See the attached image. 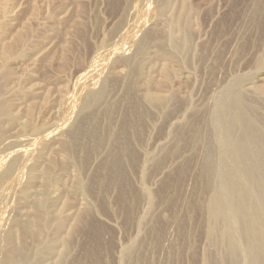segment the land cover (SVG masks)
I'll return each instance as SVG.
<instances>
[{"label":"rangeland","instance_id":"obj_1","mask_svg":"<svg viewBox=\"0 0 264 264\" xmlns=\"http://www.w3.org/2000/svg\"><path fill=\"white\" fill-rule=\"evenodd\" d=\"M0 172V264H264V0H0Z\"/></svg>","mask_w":264,"mask_h":264},{"label":"bare ground","instance_id":"obj_2","mask_svg":"<svg viewBox=\"0 0 264 264\" xmlns=\"http://www.w3.org/2000/svg\"><path fill=\"white\" fill-rule=\"evenodd\" d=\"M93 76H95V75H93ZM93 76H92V77H93ZM92 77H91V78H92ZM96 77H98V75H97ZM98 78H100V77H98ZM93 80H94V79H93ZM96 80H97V78H96ZM98 80H99V79H98ZM89 81H90V80H89ZM89 81H88V82H89ZM95 82H96V81H95ZM95 84H96V83H95ZM89 85H90V84H89ZM96 85H97V84H96ZM95 87H96V86H95ZM83 88H84V87H83ZM85 89H86V88H85ZM87 89H88V88H87ZM81 91H83V90L81 89ZM81 91H80V92H81ZM84 91H86V90H84ZM84 96H85V95H84ZM79 102H80V101H79ZM7 144H8V143H7ZM7 144H6V145H7ZM3 146H4V145H3ZM4 149H6V148H4ZM10 152H11V151H10ZM7 153H8V152H7ZM7 153H6L5 155H7ZM14 156H15V155H14ZM9 160H10V159H9ZM9 160L7 161L8 163H10ZM11 160H12V157H11ZM23 160H24V158H23ZM14 165H15V163H14ZM14 165H13V166H14ZM1 167H2V166H1ZM14 168H15V167H14ZM5 169H6V168H5ZM7 170H8V169H7ZM13 170H14V169H13ZM16 170H17V169H16ZM3 171H4V167H3ZM5 172H6V171H5ZM10 172H11V171H10ZM0 173H1V172H0ZM18 173H19V172H18ZM4 175H6V174H4ZM7 175H8V174H7ZM7 175H6V176H7ZM12 175H13V174H12ZM20 175H21V174H20ZM3 178H4V177H3ZM9 178H11V177H9ZM4 179H5V178H4ZM4 179H3V180H4ZM8 180H9V179H8ZM21 180H22V179H21ZM4 181H5V180H4ZM22 181H23V180H22ZM14 182H15V181H14ZM0 183H1V182H0ZM14 184H15V183H14ZM6 185H7V183H6ZM8 185H9V184H8ZM15 187H17L16 184H15ZM7 191H8V190H7ZM7 191H6V192H7ZM11 192H12V190H11ZM12 193H13V192H12ZM8 194H10V193H8ZM6 195H7V194H6ZM12 195H13V194H12ZM8 196H9V195H8ZM0 197H1V196H0ZM6 197H7V196H6ZM5 202H6V201H5ZM7 203H8V201H7ZM0 204H2V203H0ZM9 206H10V205H9ZM7 207H8V204H7ZM7 212H8V211H7ZM7 212H6V213H7ZM7 215H8V214H7ZM7 222H8V220H7ZM133 235H134V234H133ZM1 259H2V256H1V252H0V260H1Z\"/></svg>","mask_w":264,"mask_h":264}]
</instances>
